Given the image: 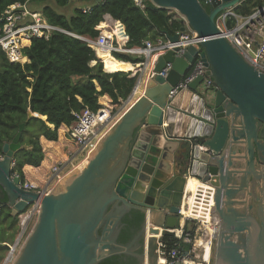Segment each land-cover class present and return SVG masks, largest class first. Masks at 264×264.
<instances>
[{
  "label": "water",
  "instance_id": "95a60500",
  "mask_svg": "<svg viewBox=\"0 0 264 264\" xmlns=\"http://www.w3.org/2000/svg\"><path fill=\"white\" fill-rule=\"evenodd\" d=\"M148 1L178 12L202 41L184 57L173 50L158 57L143 95L62 190H28L13 175L15 155L27 147L20 142L25 124L4 143L0 209L8 206L12 216L20 217L30 205H40L12 264H100L115 255L157 264V235L182 227L179 212L188 174L215 185L214 264H264V71L221 35L217 22L244 0ZM168 39L177 42L179 34ZM200 48L216 94L200 90L203 74L172 96ZM169 63L172 69L164 76L160 72ZM33 116L38 115L30 110L28 118ZM133 209L144 213V223L131 241L121 243L123 219ZM148 228L153 235H147ZM22 235L23 230L17 241Z\"/></svg>",
  "mask_w": 264,
  "mask_h": 264
},
{
  "label": "trees",
  "instance_id": "16d2710c",
  "mask_svg": "<svg viewBox=\"0 0 264 264\" xmlns=\"http://www.w3.org/2000/svg\"><path fill=\"white\" fill-rule=\"evenodd\" d=\"M39 1L46 2L42 12L50 23L86 38H97L102 31L101 22L107 14L112 15L118 20L113 23L114 30L123 35V24L126 27L128 48L143 46L145 41L158 37L166 38L184 27V22L175 17L176 14L170 9L158 7L148 0H145L143 9L136 5L135 0H102L93 5L91 12L85 13L81 8H76L70 16L58 12L57 7H65L71 0H0V17L11 4H34ZM263 5L264 0H244L237 7L236 14L248 16ZM30 8L34 9L32 6ZM235 23L236 19L231 18L228 25ZM22 46L23 53L30 59L25 64L10 62L0 48V153L4 143L11 141L19 126L25 124L20 142L27 147L16 153L14 172L23 180L32 182L28 167L40 169L47 163L46 154L50 151L48 157L55 160L45 174L46 182L62 150L76 146L69 134L75 120L73 112L86 107L97 111L103 106L112 107L113 103L126 100L138 80V76L131 77V73H128L135 70L130 62L144 61V57L115 52L116 59L112 54L107 55L99 50L100 56L112 66L109 67L108 62L103 64L98 60L94 47L81 38L61 31H54L48 39L34 37L24 40ZM95 60L98 62L93 65ZM30 110L47 116V120L39 116L28 118ZM3 219H10V226L18 228L19 216H12L8 206L1 208L0 223ZM144 220L143 212L131 210L123 219L119 241H131ZM190 223L186 225L187 229ZM162 240L169 245L177 241L170 233L164 234ZM191 248V244H182L183 251ZM0 249L8 251L9 247L0 245ZM138 251L142 252L143 247ZM140 263L135 256L115 255L100 264Z\"/></svg>",
  "mask_w": 264,
  "mask_h": 264
},
{
  "label": "built area",
  "instance_id": "2783aa9c",
  "mask_svg": "<svg viewBox=\"0 0 264 264\" xmlns=\"http://www.w3.org/2000/svg\"><path fill=\"white\" fill-rule=\"evenodd\" d=\"M202 1L204 3L210 2V0ZM135 2L139 7H145V0H135ZM91 10V6L83 8L84 12H90ZM181 17L184 24L187 26L188 24L185 18L183 16ZM230 17H234L236 19V23L232 27L228 25ZM217 22L221 35H223L257 70L264 71V5L258 7L251 15L248 16H240L231 10L223 12L218 16ZM54 31H61L70 35H75L59 26L53 25L47 20V18H45L42 12L31 9L27 3H14L9 5L0 17V48L4 50L10 62L26 63L29 62V59L23 53L22 42L24 40H30L34 37L48 39ZM111 34L112 35L109 36L106 32H101L97 38H86L79 35L75 36L86 41L90 46L94 47L96 51L100 50L111 54L115 52H122L135 54L137 56H144L145 60L141 63L144 67L152 64L151 61L153 62V59L154 61H157L160 55L165 54L169 50H173L177 57H184L190 46L200 44L202 41V38H200L195 31L188 28L185 31H177V34H179V40L177 42H172L169 39L164 40L163 38H157L155 40L145 41L143 46L128 48L126 46V40H129L128 35H126L125 39V33L120 35V33L116 30H112ZM257 42H259V46L256 45ZM171 69L172 64L169 63L160 73L166 76ZM204 72L205 64L201 56L200 48L198 55L191 64L190 70L184 76L183 80L175 87L174 91L171 92L172 96L178 93L181 89L188 88L191 82H193L199 75L203 74L204 80L201 83L200 90L208 92L209 94H216V84L213 79L206 76ZM154 75L155 72L153 67L151 76ZM141 83L142 77L140 78L138 86H140ZM135 94L133 96H135ZM131 99L132 97H130L126 102L123 101L121 104H116L112 107L103 106L97 111L86 107L80 111L73 112L75 120L71 125L69 134L76 144V146L73 147L74 150L70 151L68 156L59 158L57 163L52 166L44 187L27 180L23 181L21 186L28 190H36L43 193L49 192L53 183L59 179L60 175L63 174L64 170L71 162L80 159L82 155L84 161L88 153L92 150L94 144L98 143L102 137H104L106 132L119 118L123 107L127 106ZM13 175L20 177V175L16 172ZM186 176L188 181L191 178H194L189 174ZM198 181L209 188L208 190L203 188L200 189L210 195L211 200H207V202L214 201L212 209L211 211L209 210L207 215L208 217H204L203 220L199 219L193 214V203L194 201H197L202 205L204 202L203 196H197L193 199L192 194V201L186 205L185 200L188 195V192H186L184 194L179 212V215L183 219L182 227L167 230V233L174 235L177 241H175L172 245H169V243L163 241L162 239L161 241L159 240L155 253L156 255L161 256H157V264H196L198 256L196 254L195 243L197 241L199 229L202 228L201 233H203L208 225L214 228L210 244L213 241V237L216 236L218 225L213 222L212 218L213 209L215 207V185L211 182H209L211 184L209 185L206 183L207 181L200 179H198ZM39 208V204L34 205L33 214H38ZM201 208L202 207L200 206V209ZM27 221L28 214L23 215L21 218L23 235L20 240H16L14 244L11 245L9 253L2 264H12L15 260L23 243V237L27 231L25 227L28 224ZM211 221L214 224H211ZM190 222L193 223L194 226H189L187 229L186 225ZM183 243L191 244V250L183 251ZM197 247L204 248V250L207 248L204 245H197ZM205 255L206 253H203L202 255L203 261L209 263L211 258H206ZM162 258L164 260L163 263H161Z\"/></svg>",
  "mask_w": 264,
  "mask_h": 264
},
{
  "label": "crops",
  "instance_id": "0c3cea01",
  "mask_svg": "<svg viewBox=\"0 0 264 264\" xmlns=\"http://www.w3.org/2000/svg\"><path fill=\"white\" fill-rule=\"evenodd\" d=\"M78 1H80L81 2V4H80V8L81 9H83L84 7H87V6H93L95 3H98V2H100V1H102V0H71L70 1V3H68L67 4V6L65 7V8H69V6H72L73 7V3H76V2H78ZM28 3V2H27ZM136 3V2H135ZM46 4V2H42V4L41 3H38V2H36V3H34V4H29L28 3V6L30 7V6H32V7H34V9L35 10H37V11H40V12H42V8H43V6ZM137 5V4H136ZM65 8H64V13L66 14V15H68V16H70V14L72 13V9H70V12H65L66 10H65ZM141 8V7H140ZM141 9H143V8H141ZM171 12H173V13H175L176 15H175V17H177V18H179V19H181L182 21H183V19H182V17L176 12V11H174V10H170ZM43 13V12H42ZM43 15L45 16V14L43 13ZM45 18H46V16H45ZM48 20V19H47ZM116 21H118V20H116V19H114V18H112V17H109V16H105V18H104V21H102L101 22V27H102V33H105V32H107V31H109V32H112V30H114L113 29V23L114 22H116ZM121 22V21H120ZM184 22V21H183ZM123 24V23H122ZM123 26H124V33H125V39H126V35H128L127 34V32H126V27H125V25L123 24ZM52 35V34H51ZM163 38V37H162ZM168 39V37H166V38H164V40H167ZM126 44H127V40H126ZM95 51H96V49H95ZM102 52V51H101ZM96 54H97V58H98V60H100L102 63H104V61H103V58L100 56V54H99V50H97L96 51ZM135 57H140L139 55L138 56H135ZM29 59V58H28ZM158 60V59H157ZM29 61H30V59H29ZM98 61L97 60H95V61H93V65L94 64H96ZM143 61H140V62H138V63H133V62H130V63H132L134 66H135V70L134 71H129V72H136L135 74V76H138V75H140L141 77H142V80H144V82L141 84V86H140V90H141V92H143L144 91V85H145V81L147 82L150 78H152V76H151V74H152V68L154 67V65H155V62H157L156 60L154 61V59H153V62L151 61V63L152 64H150V65H148V66H146V67H144L141 63H142ZM26 63H28V62H26ZM21 64H25V63H21ZM105 71H107L106 69H105ZM108 72V71H107ZM131 77H133L132 76V73H131V75H130ZM139 80V79H138ZM99 88V87H98ZM140 92V93H141ZM102 99H104V98H102ZM188 105V104H187ZM34 114H37L39 117H41L42 119L44 118V117H46L47 118V116H43V115H40V114H38V113H34ZM45 120V119H44ZM47 120V119H46ZM59 148H60V150H62V145H60L59 146ZM63 151H65V150H62V153H61V156L60 157H63L64 156V154H63ZM50 151H48V153L46 154V157H47V159H46V161L45 162H47L48 163V160L50 159L48 156L49 155H51L50 153H49ZM59 157V158H60ZM56 159H58V158H56ZM55 160V159H54ZM16 161V160H15ZM54 162V161H53ZM52 162V163H53ZM46 163V164H47ZM52 163H48L47 165H49V166H47L46 164L44 165V166H42L40 169H38V170H33L32 168H30V167H28V174H29V176H30V178L29 179H31V181L32 182H35V183H37V184H39V185H41L42 187H44V185H45V182H44V180H45V174L47 173L46 171H47V167H50V165L52 164ZM194 188L192 189V190H190V194L189 195H191V194H193V196H194V199L196 198V196L197 195H201V196H203V200H204V203H203V210H204V212L206 213V216H203V217H201V219H204V217H208L207 215H208V212H209V208L207 209V204L210 202V201H208L207 202V200H210V197L208 196V194H204V193H202V189H200V188H203V187H206L205 185L204 186H202V183H198V185H195V186H193ZM208 188V187H207ZM196 195V196H195ZM10 210H11V208H9ZM210 211H211V209H210ZM12 215V214H11ZM3 221H4V224H3V227H2V233L0 234V245H6V246H8L9 247V250H10V247H11V245H13L14 244V242L20 237V234H19V229H20V226H21V218H20V222H19V224H18V228H14V227H11L10 226V219H3ZM31 231V230H30ZM9 250L7 251H4V250H1L0 249V264H2L4 261H5V259H6V257H7V255H8V253H9Z\"/></svg>",
  "mask_w": 264,
  "mask_h": 264
},
{
  "label": "rangeland",
  "instance_id": "374dc122",
  "mask_svg": "<svg viewBox=\"0 0 264 264\" xmlns=\"http://www.w3.org/2000/svg\"><path fill=\"white\" fill-rule=\"evenodd\" d=\"M38 3H41L42 4V2L41 1H39ZM80 4H81V2L80 1H78V2H76V3H73V7L72 6H69V8L70 9H72V13L71 14H73L74 12H75V9L76 8H80L79 6H80ZM66 7V6H65ZM65 7H57V11L58 12H62V13H64V8ZM69 8H65V12H70V9ZM70 14V15H71ZM231 18H234V17H230L229 18V20L231 19ZM230 27H232V26H234V25H229ZM104 68H105V66H104ZM128 73H131V72H128ZM132 100V99H131ZM124 102H126V100H123ZM102 103V102H101ZM112 105H116V104H112ZM129 106V105H128ZM128 106H125L126 108H127V110H128ZM125 107H123V108H125ZM126 110V111H127ZM72 150H74V148H72V147H70V148H68V149H65V151H63V154H64V156H68L69 155V152L70 151H72ZM90 159V158H89ZM88 159V160H89ZM54 161V159L52 160V159H50L49 160V162L48 163H52ZM88 162V161H87ZM47 163V164H48ZM46 164V165H47ZM86 160H84L83 161V159H77V160H75V161H73V162H71L70 164H69V166L64 170V172H63V174H61L60 175V177H59V179H57L54 183H53V186H52V188H53V190H55V191H57V190H62V188L64 187V185H66L67 183H68V180L69 179H71L72 177H73V175L74 174H76V173H78L80 170H82L85 166H86ZM47 166H49V165H47ZM49 171V167H47V171L46 172H48ZM65 176H67V178H68V180L64 183V184H62L61 185V181H60V179L61 178H63V177H65ZM198 183H200L199 181H197ZM198 183L197 184H194V186L195 185H198ZM203 185V184H202ZM51 188V189H52ZM188 194V193H187ZM196 196V195H195ZM197 196H199V195H197ZM186 199L188 200L189 199V194L187 195V197H186ZM33 207H34V205L32 204V205H30L29 207H28V209L23 213V215H26V214H28V224L25 226L26 227V229H27V231H26V233H25V235H24V237H23V239H26V237L28 236V234L31 232L30 230H32V228H33V226H34V224H35V222H36V220H37V218H38V214H33L34 213V211H33ZM20 222V221H19ZM3 224H4V221L2 220L1 221V223H0V234L2 233V227H3ZM211 224H214L212 221H211ZM189 226H191V227H193L194 226V224L193 223H190L189 224ZM202 227H203V225H202ZM201 230H202V228H200L199 229V232H201ZM21 231H22V228H21V226H20V229H19V234H21ZM215 244H216V236H214L213 237V250H212V256H211V259H210V262L209 263H206V262H204L203 261V259H202V255H203V252H202V248L201 247H197V242L195 243V247H196V254H197V262H196V264H214V254H215ZM213 257V258H212Z\"/></svg>",
  "mask_w": 264,
  "mask_h": 264
},
{
  "label": "bare ground",
  "instance_id": "6f19581e",
  "mask_svg": "<svg viewBox=\"0 0 264 264\" xmlns=\"http://www.w3.org/2000/svg\"><path fill=\"white\" fill-rule=\"evenodd\" d=\"M108 35L109 36H111L112 34L111 33H108ZM104 53H106L107 55H110L111 53H109V52H104ZM103 58V57H102ZM103 61L105 62H108L109 63V61L108 60H106L105 58H103ZM108 66L109 67H112L111 65H110V63L108 64ZM136 73V72H135ZM141 86V85H140ZM140 86H138L137 87V89H136V94H135V96L133 97V99L128 103V107H130L132 104H133V102L140 96V95H143V93H144V91L143 92H141V90H140ZM144 89H145V87H144ZM141 92V93H140ZM129 109V108H128ZM126 110H127V108L125 107V108H123L122 109V111H121V114H120V116H119V118L126 112ZM118 118V119H119ZM117 119V120H118ZM115 124V123H114ZM113 124V125H114ZM103 138V137H102ZM101 141V140H100ZM100 141L98 142V143H96V144H94V146L92 147V150L88 153V155H87V157L84 159V160H86V163H87V161H88V159L89 158H91L92 157V155L95 153V151H96V149H97V147H98V145H99V143H100ZM81 159H83V155L80 157ZM68 180V178H67V176H65V177H63V178H61L60 179V181H61V185L62 184H64L66 181ZM70 180V179H69ZM69 180H68V182H69ZM198 181V179H194V178H191L188 182H187V184H186V188H187V192H188V194H190V190H192L194 187V184H197L196 182H194V181ZM192 184V185H191ZM203 184V183H202ZM65 186V185H64ZM202 186H204V184L202 185ZM53 189V188H52ZM52 189L50 190V192L52 191ZM203 189H205V190H208L209 188H207V187H203ZM202 193H204L205 194V192L204 191H202ZM201 196V195H200ZM209 197H210V195H208ZM197 197V196H196ZM193 199H194V196H193ZM210 200H211V197H210ZM186 201V205L190 202V201H192V194L191 195H189V199L187 200H185ZM214 201H210L208 204H207V209L209 208V210L210 209H212V203H213ZM204 203V202H203ZM203 203H202V205H201V203H198L197 201H194V203H193V208H194V211H193V214L195 215V216H197L199 219H201V217H203V216H206V213L204 212V210H203ZM199 204V205H198ZM185 205V206H186ZM200 206L202 207L201 209H200ZM182 221H183V219H181ZM201 220H203V219H201ZM152 224L149 222V225L148 226H151ZM213 227L212 226H210V225H208L206 228H205V230H204V232L203 233H201V232H199L198 233V235H197V245L199 246V245H204V246H206L207 248H206V250H204V248H202V252L203 253H206V258H211V256H212V248H213V241H212V243L210 244V240H211V237H212V235H213ZM147 235H153V234H151L150 233V231H149V228H148V230H147ZM202 259H203V257H202ZM164 262V260H163V258L161 259V263H163ZM146 264H148V263H146Z\"/></svg>",
  "mask_w": 264,
  "mask_h": 264
},
{
  "label": "clouds",
  "instance_id": "9594fccd",
  "mask_svg": "<svg viewBox=\"0 0 264 264\" xmlns=\"http://www.w3.org/2000/svg\"><path fill=\"white\" fill-rule=\"evenodd\" d=\"M26 3H27V2H26ZM27 4H28V3H27ZM92 9H93V6H92ZM33 10H35V9H33ZM82 10H83V9H82ZM170 10H172V9H170ZM91 11H92V10H91ZM91 11H90V12H91ZM174 11H175V10H174ZM232 11L236 13V10H235V11L232 10ZM83 12H84V11H83ZM85 13H87V12H85ZM177 13H178V12H177ZM178 14H179V13H178ZM179 15H180V14H179ZM184 26H186V25L184 24ZM186 27H187V26H186ZM188 28H189V27H187V29H188ZM187 29H186V30H187ZM181 31H182V30H181ZM176 33H177V32H176ZM72 34H73V33H72ZM75 35H76V34H75ZM75 35H74V36H75ZM76 37H77V36H76ZM78 38H79V37H78ZM158 38H162V37H158ZM163 39H164V38H163ZM119 53H122V52H119ZM5 54H6V53H5ZM129 54H130V53H129ZM112 55L114 56V53H113ZM132 55L137 56V55H135V54H132ZM162 55H163V54H162ZM114 57H115V56H114ZM140 57H144V56H140ZM115 58H116V57H115ZM116 59H117V58H116ZM144 60H145V57H144ZM103 64H104V63H103ZM155 64H156V63H155ZM149 65H150V64H149ZM154 66H155V65H154ZM152 70H153V68H152ZM131 73H132V76H133V74H134L135 72H131ZM134 76H135V75H134ZM152 77H153V76H152ZM140 78H141V76L138 75V79H140ZM137 81H138V80H137ZM143 82H144V80H142V83H143ZM142 83H141V84H142ZM136 84H137V83H136ZM135 86H136V85H135ZM137 86H138V85H137ZM131 94H132V93H131ZM131 94H130V96H131ZM130 96L126 99V101L130 98ZM133 97H134V96H133ZM133 97H132V99H133ZM122 102H123V100H122L119 104H121ZM15 165H16V161H15ZM14 173H15V172H14ZM14 173H13V174H14ZM20 178H21V177H20ZM194 178H195V177H194ZM21 179H22V178H21ZM195 179H197V178H195ZM23 181H26V180H23V179H22V182H23ZM186 192H187V191H186ZM47 193H48V192H47ZM0 211H1V209H0ZM22 216H23V213L20 214L19 219L22 218ZM182 224H183V221H182ZM166 233H167V232H166ZM166 233H164V234H166ZM164 234H163V235H164ZM163 235H160V236L157 235V236H158L159 238L162 239V238H163ZM23 240H25V239H23ZM158 242H159V241H158Z\"/></svg>",
  "mask_w": 264,
  "mask_h": 264
},
{
  "label": "flooded vegetation",
  "instance_id": "af4514ba",
  "mask_svg": "<svg viewBox=\"0 0 264 264\" xmlns=\"http://www.w3.org/2000/svg\"><path fill=\"white\" fill-rule=\"evenodd\" d=\"M194 179H195V178H194ZM195 180H196V179H195ZM193 181H194V180H193ZM194 182L198 183L197 181H194ZM191 185H192V184H191ZM186 191H187V188H186ZM212 206H213V203H212ZM212 206H211V207H212ZM135 210H136V209H135ZM129 213H130V212H129ZM129 213H128V214H129ZM130 218H132V217L130 216ZM140 229H141V228H140ZM139 231H140V230H139ZM139 231H136L135 233L137 234ZM212 258H213V257H212Z\"/></svg>",
  "mask_w": 264,
  "mask_h": 264
}]
</instances>
